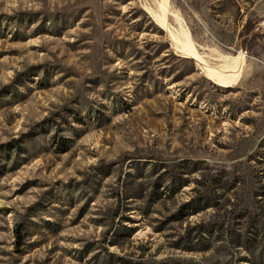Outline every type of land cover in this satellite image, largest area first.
Segmentation results:
<instances>
[{"label":"rangeland","instance_id":"374dc122","mask_svg":"<svg viewBox=\"0 0 264 264\" xmlns=\"http://www.w3.org/2000/svg\"><path fill=\"white\" fill-rule=\"evenodd\" d=\"M168 2L237 85L156 0H0V264H264V0Z\"/></svg>","mask_w":264,"mask_h":264},{"label":"bare ground","instance_id":"6f19581e","mask_svg":"<svg viewBox=\"0 0 264 264\" xmlns=\"http://www.w3.org/2000/svg\"><path fill=\"white\" fill-rule=\"evenodd\" d=\"M157 12L150 10L159 27L167 32L172 45L182 57L193 60L207 78L223 88H230L239 82L246 66L245 54L231 57L216 50L208 55L200 53L192 43L189 32L180 16L171 9L168 0H156ZM208 52V51H207Z\"/></svg>","mask_w":264,"mask_h":264}]
</instances>
